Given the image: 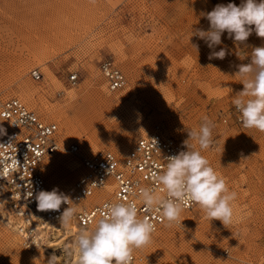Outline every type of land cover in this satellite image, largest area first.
Returning <instances> with one entry per match:
<instances>
[{
  "label": "rangeland",
  "instance_id": "374dc122",
  "mask_svg": "<svg viewBox=\"0 0 264 264\" xmlns=\"http://www.w3.org/2000/svg\"><path fill=\"white\" fill-rule=\"evenodd\" d=\"M228 3L242 0H0V98H17L57 126L59 149L42 164L47 191L64 192L83 173L82 157L97 150L123 157L153 133L184 145L204 116L214 123V144L201 154L237 194L232 222L206 218L199 205L183 210L182 225L165 222L136 250L135 264H264V133L243 127L232 105L243 90L238 66L250 63L264 38L253 32L238 45L225 32L214 49H226L222 60L209 59L212 49L198 37H191L197 52L188 43L191 30H209L201 13ZM103 60L124 74L121 89L108 90L99 71ZM22 81L38 92L26 97L17 89ZM57 110L72 120V138H63V121L51 115ZM85 111L109 128L97 134L74 122ZM71 144L80 147L77 154L69 152ZM71 161L73 168L65 163ZM61 233L29 250L0 213V264H48L53 254L57 264H78L77 235Z\"/></svg>",
  "mask_w": 264,
  "mask_h": 264
},
{
  "label": "clouds",
  "instance_id": "9594fccd",
  "mask_svg": "<svg viewBox=\"0 0 264 264\" xmlns=\"http://www.w3.org/2000/svg\"><path fill=\"white\" fill-rule=\"evenodd\" d=\"M201 15L209 21V30H191L188 43L197 52L198 45L191 44V37L205 41L212 49L209 59L222 60L228 54L225 48L214 50L221 45L225 32L238 45L245 44L253 32L264 38V0H242L239 6L234 3L217 4L213 10ZM235 75L241 78L240 83L243 84V90L232 98V105L241 114V124L264 133V46L253 47L250 63L239 65ZM202 120L198 131L188 130L189 138L184 141L187 151L168 157L166 169L156 176V181L162 185L160 191L166 192V196L157 195L149 188H139L143 204L161 212L169 227L176 222L182 225L180 216L184 205L189 202L199 205L210 220H219L225 226L232 222L231 202L237 194L229 190L225 179L201 154V150L213 146L212 129L215 127L207 116ZM190 141L198 144L200 150H196ZM35 199L39 211L59 212L62 204L71 202L56 188L39 191ZM105 208L107 211L95 228L92 231L83 230L77 236L78 264H132L133 252L151 243L155 225L147 217L138 218L134 202L106 204ZM75 214L74 207H67L59 217L61 224L69 225ZM48 264H57L55 254Z\"/></svg>",
  "mask_w": 264,
  "mask_h": 264
},
{
  "label": "built area",
  "instance_id": "2783aa9c",
  "mask_svg": "<svg viewBox=\"0 0 264 264\" xmlns=\"http://www.w3.org/2000/svg\"><path fill=\"white\" fill-rule=\"evenodd\" d=\"M99 71L110 91L125 85V77L112 61H101ZM31 77L37 81L41 75L33 70ZM76 80V74L68 76L70 83ZM234 113L241 122V114L235 108ZM0 130H3L0 131V213L14 228L24 248L36 249L42 245L44 236H52L47 228L57 225L69 206L76 209L73 225L87 231H92L107 211L105 205L114 203L134 202L138 218L147 217L155 225V232L166 222L155 207L149 209L143 204L139 188H149L157 195L166 196V192L160 191L162 185L156 176L166 169L168 157L187 151L175 138L155 133L138 139L123 157L106 149L82 157L83 173L62 192L70 198V205L62 204L60 211L54 212L39 211L35 196L41 190L47 191L42 164L45 157L59 149L57 126L44 122L33 110L12 98L0 99ZM68 150L72 154L79 152L75 144L69 145ZM97 191H103L101 199L85 203ZM196 205L189 202L183 210ZM61 232L66 233L64 229ZM137 261L135 250L132 264Z\"/></svg>",
  "mask_w": 264,
  "mask_h": 264
},
{
  "label": "bare ground",
  "instance_id": "6f19581e",
  "mask_svg": "<svg viewBox=\"0 0 264 264\" xmlns=\"http://www.w3.org/2000/svg\"><path fill=\"white\" fill-rule=\"evenodd\" d=\"M44 34V33H43ZM42 38V37H41ZM57 42V41H56ZM4 57V56H3ZM100 65V64H99ZM24 68V67H23ZM20 69L19 70V74L18 75H21V73H22V71L24 70V69ZM120 70V69H119ZM36 71H38V70H36ZM46 71V74H47V77L49 78V79H53L52 77H51V73H50V71H49V69H48V71L47 70H45ZM121 71V70H120ZM32 72V71H31ZM39 72V71H38ZM122 72V71H121ZM24 73V72H23ZM40 73V72H39ZM46 74H45V76H46ZM101 74V73H100ZM123 74V73H122ZM24 75V74H23ZM40 75H41V73H40ZM102 75V74H101ZM22 76V75H21ZM53 76V75H52ZM123 76H124V74H123ZM46 77V78H47ZM103 77V76H102ZM125 77V76H124ZM21 78V77H20ZM32 78V77H31ZM41 78H42V75H41ZM40 78V79H41ZM104 78V77H103ZM39 79V80H40ZM39 80H37V81H39ZM56 80V79H55ZM105 80V79H104ZM126 80V79H125ZM35 81V80H34ZM50 81V80H49ZM52 82V81H51ZM55 82V81H54ZM58 82V81H57ZM105 82H106V80H105ZM48 83V82H47ZM52 85V84H51ZM106 85H107V82H106ZM60 87V86H59ZM107 88H108V85H107ZM20 92H22V93H24L25 95H26V97L27 96H30V95H33L34 93H36V92H38V88H36V87H33L30 83H28L27 81H22V82H20V84H19V86H18V88H17ZM108 90H110L109 88H108ZM70 92V91H69ZM73 92V91H72ZM21 93V94H22ZM72 97V96H71ZM70 97V98H71ZM0 99H2V100H6V99H3V98H0ZM9 99H12V98H9ZM15 99H17V98H15ZM25 99V98H24ZM17 100H19V99H17ZM22 104H24L27 108H29L25 103H23L21 100H19ZM30 102V101H29ZM30 109V108H29ZM92 110V109H91ZM62 111V110H61ZM60 110L58 111L57 110V112L56 111H53V112H51V115L55 118V117H57V118H59L60 120H62L63 121V126H64V132L62 133L63 134V138H68V137H70V138H72V134L74 133H72V120H68V118L66 119V117L64 116L65 114L63 113V112H61ZM88 112H81V113H78L77 115H76V117L74 118V122H76V123H79L81 126H85V127H87L89 130L91 129V128H93V127H95L96 129H95V132L98 134H101L102 132H104L107 128H109V126L106 124V123H103L102 122V120H101V118H98V117H96V116H98V115H94L92 118H91V116L89 115L90 113H88ZM45 122V121H44ZM47 123V122H46ZM62 126V125H61ZM97 126V127H96ZM62 128V127H61ZM63 129V128H62ZM73 131H74V129H73ZM61 134V133H60ZM153 134H155V133H153ZM56 135H57V133H56ZM152 135V134H151ZM164 135V134H163ZM74 136V135H73ZM76 136V135H75ZM62 140V139H61ZM126 146V144L124 143L123 144V148ZM80 148V147H79ZM98 151V150H97ZM96 152V151H95ZM81 154V153H80ZM92 154V153H91ZM90 155V154H89ZM83 156V155H82ZM86 156V155H85ZM64 159V158H63ZM60 162V161H59ZM81 162V161H80ZM65 163H67V167H69V168H73V166H74V164L72 163V161L71 162H65ZM64 164V163H63ZM66 166V165H65ZM66 167V168H67ZM102 194H103V191H97L94 195H93V197H91V198H89V199H86L85 200V203L86 202H88V201H97V200H99V199H101V196H102ZM13 223V220L11 221V224ZM8 224V223H7ZM5 226V225H4ZM11 226V225H10ZM62 229H64L65 231H66V233H68V231H71L72 232V234H74V235H77L76 233L78 232V231H80L78 228H76L74 225H73V222H71L69 225H67V226H65V225H62L61 224V222H58L57 223V225H54V226H50V227H48L47 228V231L49 232L50 231V233H52L53 235H55V236H59L60 234H62V233H60L61 231H62ZM78 230V231H77ZM47 233V232H46ZM156 233V232H155ZM78 236V235H77ZM76 236V237H77Z\"/></svg>",
  "mask_w": 264,
  "mask_h": 264
}]
</instances>
